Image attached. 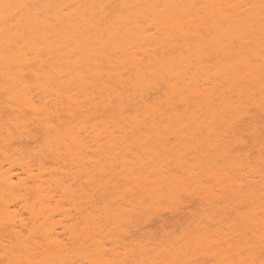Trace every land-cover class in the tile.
<instances>
[{
  "label": "bare ground",
  "instance_id": "6f19581e",
  "mask_svg": "<svg viewBox=\"0 0 264 264\" xmlns=\"http://www.w3.org/2000/svg\"><path fill=\"white\" fill-rule=\"evenodd\" d=\"M252 107L264 114V0H0V264H183L188 246L220 262L231 237L230 264H256L264 168L253 169L228 136L256 116ZM194 187L210 197L207 209L200 192L208 213L218 212L208 220L227 215L226 229L228 214L240 212L236 201L252 204L228 228L230 239L219 240L220 219V238L212 220L213 233L198 234L209 227L193 221L197 233L187 225L169 248L165 238L129 239L151 204L182 206Z\"/></svg>",
  "mask_w": 264,
  "mask_h": 264
},
{
  "label": "rangeland",
  "instance_id": "374dc122",
  "mask_svg": "<svg viewBox=\"0 0 264 264\" xmlns=\"http://www.w3.org/2000/svg\"><path fill=\"white\" fill-rule=\"evenodd\" d=\"M252 109H253V110H251V112H252V113H255L253 107H252ZM255 115H256V116H252V115L248 116V117L245 119V121H244L243 123L240 124L241 126L239 125V126H240V127H239L240 130H237L239 133H236V135L231 134V135H233V136H231V135L229 134L228 136H230V137H232V138H234V139L236 140L235 143H234V140H233V141L230 140V142H231V146H234V147H232V150L234 149V150H233L234 152H235V150H236V151L238 150L239 152L237 151V153H238V154L240 153V154H242V155H243V151H245L244 153H248L249 155H248V154H246V155L244 154V155L247 156V157L250 156V158H251L252 161H253V160L256 161V164H255V161H254V162L250 161V160H249L250 158L248 159L247 157L244 156V158H247V159L242 160L243 158H242V157H238L237 154L235 153L236 156H237L239 159L242 158L241 160H242V161H245V162H247L246 160H249L250 162H249V161H248V162H249V164L252 163L251 165H253V163H254L253 167H254V166H255V167H254L253 169H256V167H258V171H260L261 167L264 168V167H263V166H264V165H263L264 157H263V159L260 158V160H259V157H261L262 155H264V151H263V149H264V148H263V147H264L263 145H264V144H262V143H264V114L255 113ZM165 130H167V129H165ZM165 130H164V131H165ZM162 131H163V130H162ZM162 131H161V134L164 133V132L162 133ZM167 131H168V130H167ZM167 131H166V133H167ZM171 131H172L171 133H173L174 130H171ZM182 131H183V130H182ZM185 131L188 132L187 130H184V133H185ZM205 131H206V130H205ZM178 132H179V131H178ZM178 132H177V133H178ZM191 132H192V131H191ZM193 132H194V130H193ZM234 132H235V131H234ZM166 133H164V134H166ZM174 133H175V131H174ZM180 133H182V132H180ZM203 133H204L205 137H206V136L208 137V135H206L204 131H203ZM161 134H160V135H161ZM168 134H169V133H168ZM168 134H167V135H168ZM188 134H189V133H188ZM190 134H191V133H190ZM196 134H197V133H196ZM196 134H193V135L196 136ZM200 134H202V132H201ZM211 134H213V133H211ZM211 134H210V135H211ZM217 134H218V133H217ZM217 134H216V135H217ZM234 134H235V133H234ZM237 134H238L240 137H239ZM38 135H39V134H38ZM176 135H178V134H175V137H176ZM181 135H182V134H181ZM193 135L191 134V136H193ZM204 135H203V138H205ZM214 135H215V134H214ZM162 136H163V135H162ZM164 136H166V135H164ZM179 136H180V135H179ZM191 136H189V137H191ZM234 136H235V137H234ZM166 137H167V136H166ZM166 137H165V138H166ZM168 137H169V136H168ZM171 137H172V135H171ZM183 137L185 138V135H184ZM183 137H182V138H183ZM196 137H197V136H196ZM198 137H200V136H198ZM211 137H212V135H211ZM221 137H222V136H221ZM221 137H219V138H221ZM165 138H163V139H165ZM172 138H174V137H172ZM184 138H183V139H184ZM193 138H194V137H193ZM208 138L210 139V137H208ZM208 138H207V139H208ZM216 138H217V137H216ZM216 138H214V140H213V141H215V143H216V140H217ZM228 138H229V137H226V138H224V139H226V140L228 141ZM232 138H229V139H232ZM239 138H241V139H240L241 141L239 140ZM167 139H168V141H169V138H167ZM174 139H175V138H174ZM185 139H187V136H186ZM185 139H184V141H185ZM188 139H189V138H188ZM188 139H187L186 142H189ZM190 139H192V138H190ZM194 139H195V138H194ZM194 139H193V140H194ZM196 139H197V138H196ZM209 139H208V140H209ZM212 139H213V138H212ZM215 139H216V140H215ZM222 139H223V138H222ZM222 139H221V140H222ZM165 140H166V139H165ZM199 140H200V139H199ZM204 140H205V139H204ZM204 140L201 139V141H204ZM208 140H206V141H208ZM226 140H225V141H226ZM176 141L179 142V140H176ZM206 141H204V142H206ZM209 141H210V140H209ZM213 141H212V140L210 141V142H211V145H210V146H212V142H213ZM227 141H226V142H227ZM239 141H240V142H239ZM232 142H233L234 145L232 144ZM189 143H191V141H190ZM189 143H188V144H189ZM192 143H193V144H196V142H195V143L192 142ZM198 143H199V141H198ZM201 143H202V142H201ZM206 143H207V142H206ZM215 143H214V144H215ZM255 143H256V145H255ZM259 143L262 144V146H263V147H261V149L263 148L262 150L259 148L260 146L258 147V144H259ZM40 144H41V143H40L39 141H35V140H31L30 143H29V145H31L32 147H36V148H37L38 146H40ZM175 144H177V143H175ZM188 144H187V145H188ZM203 144H205V143H203ZM208 144H209V143H208ZM208 144H207V145H208ZM89 145H93V147H92V146H91V147H92V149L94 150V144H91V143H90V144H87L88 148L90 147ZM178 145H179V143H178ZM178 145H177V146H178ZM180 145H181V147H180V151H182L181 153H184V152H183V151H184V150H183L184 146L182 147V144H180ZM180 145H179V146H180ZM183 145H185V144H183ZM190 145H192V144H190ZM198 145H199V144H198ZM95 146H97V145H95ZM199 146H200V145H199ZM201 146H204V147H205L206 145H202V144H201ZM187 147H188V146H187ZM204 147L201 149V150L203 151V153H202V151H201V154H202L203 157L201 156V154H199L200 157H201L203 160H204V155L207 154V153H206L207 151H204V150H203ZM90 149H91V148H90ZM181 149H182V150H181ZM199 149H200V148H199ZM205 149H206V147H205ZM88 150H89V149H88ZM88 150H87V151L85 150L84 152H89V151H90L91 153L93 152V151H91V150H89V151H88ZM242 150H243V151H242ZM233 151H231V154H232ZM84 152H83V153H84ZM190 152H192V151L190 150ZM241 152H242V153H241ZM83 153H82V154H83ZM91 153H90V154H91ZM98 153H100V152H98ZM175 153H176V152H175ZM198 153H200V151H199ZM96 154H97V153H95V154L92 155V156L95 157ZM167 154H168V153H167ZM172 154H173V153H171V155H172ZM190 154L192 155L193 153H190ZM190 154H189V155H190ZM231 154H230V155H231ZM83 155H85V154H83ZM88 155H89V154H88ZM191 155H190V156H191ZM193 155H195V152H194ZM220 155H221V154H220ZM166 156H167V155H166ZM168 156H170V154H169ZM172 156L176 157L175 154L172 155ZM179 156H182V155H179ZM231 156H232V155H231ZM239 156H240V155H239ZM86 157H87V156H86ZM90 157H91V155H90ZM98 157H100V156L98 155ZM191 157H192V156H191ZM217 157H218V156H217ZM222 157H223V156H222ZM222 157H221V158H222ZM224 157H225V156H224ZM232 157H233V156H232ZM84 158H85V156H84ZM161 158H162V157H161ZM161 158H160V159H161ZM164 158H165V157H164ZM187 158L189 159V157H187ZM187 158H186V159H187ZM207 158H208V157H207ZM212 158H213V156H212ZM234 158H235V157H234ZM234 158H233V159H234ZM238 158H237V159H238ZM167 159H168V158H167ZM171 159H172V158H171ZM173 159H174V158H173ZM173 159H172V160H173ZM178 159H179V158L176 159V162H177ZM180 159H181V157H180ZM188 159H187V160H188ZM214 159H215V158H214ZM214 159H213V161L216 160V159H215V160H214ZM237 159H236V161H238ZM172 160H170L171 163H172ZM174 160H175V159H174ZM184 160H185V159H184ZM209 160H210V159H207V160H206V161L208 162V164L213 165L214 163H213V164L210 163ZM211 160H212V159H211ZM218 160H219V159H218ZM218 160H217V161H218ZM220 160L222 161V159H220ZM223 160L225 161L224 158H223ZM241 160H239V162H240ZM156 161H157V160H156ZM163 161H164V159H163ZM178 161H180V160H178ZM182 161H183V160H182ZM191 161H192V160L190 159V162H191ZM217 161H216V162H217ZM224 161H223V162H224ZM236 161L234 160V162H236ZM242 161H241V162H242ZM259 161L262 162V164H261ZM161 162H162V161H161ZM174 162H175V161H174ZM174 162H173V163H174ZM176 162H175V163H176ZM188 162H189V161H188ZM216 162H215V163H216ZM219 162H220V161H219ZM223 162H222V163H223ZM232 162H233V161H231V163H232ZM241 162H240V163H241ZM245 162H243V163H245ZM248 162H247V164H248ZM162 163H163V162H162ZM165 163H166V162H165ZM168 163H169V162H168ZM177 163H178V162H177ZM220 163H221V162H220ZM220 163H218V164L220 165ZM222 163H221V164H222ZM224 163H225V162H224ZM240 163H239V164H240ZM218 164L216 163L217 166H218ZM235 164H238V163H235ZM239 164H238V165H239ZM249 164H248V165H249ZM60 165H61V164H60ZM168 165H169V166L172 165V167H171L172 169L174 168L173 166H175V164H170V163H169ZM176 165H177V164H176ZM214 165H215V164H214ZM238 165H237V166H238ZM241 165H242V164H241ZM244 165H245V164H244ZM257 165H261V166H257ZM262 165H263V166H262ZM220 166H221V165H220ZM242 166H243V165H242ZM242 166H241V167H242ZM243 167H244V166H243ZM247 167H248V166H247ZM177 168H178V167H177ZM244 168H246V167H244ZM244 168H243V169H244ZM248 168H249V167H248ZM251 168H252V167H251ZM87 169H88V168H87ZM169 169H170V167H169ZM175 170H176V169H175ZM175 170H174V171H175ZM240 170H242V169H240ZM245 170H249V169L246 168ZM245 170H244V171L242 170V171L245 172ZM263 170H264V169H263ZM170 171H171V169H170ZM242 171H241V172H242ZM249 171H250V170H249ZM254 171H257V170H254ZM79 172H80V171H79ZM87 172H88V171H87ZM94 172H95V171H94ZM171 172H172V171H171ZM177 172H179V171L177 170ZM177 172H176V173H177ZM81 173H83V172H81ZM97 173H98V171H97ZM179 173H181V172H179ZM245 173H246V177H248L247 179L249 180L250 177L247 176V175H248L247 171H246ZM251 173H253V172H251ZM254 173H255V172H254ZM254 173H253L252 175H253V176L256 175V176L253 177V178L251 177L252 180H251V179H250V180L252 181L253 185H257V186L259 187L258 183H259V179H260V178L257 177V173H259V172H256L255 174H254ZM262 173H263V172H260V175H261ZM87 174H89V172H88ZM87 174H86V175H87ZM98 174H101V173L99 172ZM263 174H264V173H263ZM79 175H80V174H79ZM90 175H91V174H90ZM243 175H245V174L243 173ZM249 175H251V174L249 173ZM252 175H251V176H252ZM258 175H259V174H258ZM82 176L84 177V175H82ZM87 176H88V175H87ZM93 176H94V174H93ZM99 176H101V175H99ZM90 177H91V176H90ZM96 177H97V176H95V178H96ZM102 177H103V175H102ZM242 177H245V176H242ZM95 178H94V179H95ZM99 178H101V177H99ZM257 178H258V179H257ZM85 179H86V177H85ZM85 179H84V180H85ZM243 179H244V180H247V179H245V178H243ZM77 180H78V179H77ZM81 180H83V178H82ZM81 180H80V181H81ZM84 180H83V182H85ZM95 180H96V179H95ZM253 180H254V181H253ZM257 180H258V182H256ZM75 181H76V180H75ZM87 181H88V180H87ZM90 181H91V179H90ZM102 181H103V179H102ZM102 181H101V182H102ZM251 181H250V182H251ZM70 182H71V181H70ZM255 182H256V183H255ZM73 183H76V185H77V181H76V182H73ZM81 183H82V182H81ZM211 183H214V182H213L212 180L209 179L208 184L210 185ZM79 184H80V182H79ZM79 184H78L77 187H80ZM82 184H83V183H82ZM84 184H85V183H84ZM84 184H83V185H84ZM88 184H89V181H88ZM99 184H100V182H99V183L97 182V183H96V186H100ZM72 185H73V184H72ZM212 185H213V184H211L210 186L212 187ZM214 185H215V184H214ZM214 185H213V186H214ZM74 186H75V185H74ZM85 186L88 187V188H90L89 185L87 186V185L85 184ZM85 186H84V187H85ZM81 187L83 188L82 185H81ZM86 187H85V188H86ZM92 187H93V186H92ZM100 187H101V186H100ZM88 188H86V189L88 190ZM216 188H217V187H216ZM216 188H215V189H216ZM86 189H85V190H86ZM90 189H91V188H90ZM93 189H94V188H93ZM95 189H96V188H95ZM98 189H99V188H98ZM98 189H97V190H98ZM100 189H102V188H100ZM100 189H99V190H100ZM194 189L196 190V192H195L196 195H195V196H193L194 191H193L192 189H191V190H192V193L189 192V193H191V195L189 194V196H185V197L183 196L184 194H183V195L181 194L182 196L180 195L181 197H184L183 199H182L181 197H179V199L181 198V201L183 200V201H182V203H183L182 206H178V207H176L177 205L175 204V201H174V204L171 203V201H172L173 199H171V201H170V199H169L168 201H170V202H168L167 199L164 200V201L166 202V204H165L163 201H162V203H164V204H162L161 201H160V203L162 204V205L160 204V205L162 206V208H160V207H159V208H160L161 210H160L158 207H154L155 209L153 208V206H157V205H159L158 202H156L157 205H155V204L152 205V204H151V206H152V208H151L152 210L150 209V210H151V213H150V211H149V212L147 211V213L150 215V217H149L148 215H147L148 218H146V219H145L146 216H145L144 218L142 217V218H143L142 223H141V222H138V223H139L138 226H139L140 229H138V227H137L136 231H135V230H134V231H130L129 239L131 240V238H132L131 241H133L134 239L138 238L137 240L140 239V240H139V241H140L139 243L142 244V243H145V241L148 242V240H149V239L151 240L153 237H154V238L157 237V238H156V239H157V241H156L157 243H158V241H161V242H164V241H165L164 243H165V245H167V246H165V247H166V248H169L168 243H166V241H168V238L170 239V237H172V242H173V244H174V241H173V240H177V238H175V237H178V238H180V239L182 240L183 238H181L180 236L186 234V233L184 232V230H187L186 228H189V227L191 226V223H193V221H195L194 223H196V221H197V222L199 221L197 224H195L196 226L198 225V227H202V225H203L204 223H205V224L203 225V227H209V228H203V227H202L203 229H200V231L198 232V234H200V232H202L204 229H208V230H209L210 228H212V225L214 224V227H213L214 230H213V231H214V232H218V233H216V234H217L216 237L218 236V234H219V236H220L221 233H222V234H223L222 236L225 235L224 237L221 236V237L223 238V240H224L225 237H226L227 239H228V238L230 239V236H232V235L234 234L233 231L230 233V231L232 230V228H231L232 225H233L232 223L236 224V221H235V222H233V221H234L236 218H237V219H241V217H243V216H241L240 212L242 213V211L244 212V210H245L244 214H245V213H248V212H249V209H251L252 204L249 203V202H247V201H246V203H244L245 200H243L242 198H240L241 200H239L240 203L236 201L235 204H234V206H237V210H238V208H239L240 212H239L238 214H240L241 217L238 218L239 215L236 214L235 212H233V211H231V210L229 209L231 212L228 210V212H230V216H229V214H228L227 219L229 220V222H227V221H228L227 219H226L227 221L225 220V221L227 222V224H229L228 227H227V229H226V228H225V224H226V223H224V218H225L227 215H226L224 218L220 216V217L222 218V220H221L220 218H217V217H213V219L210 218V219L208 220L207 218H209L210 216L206 217V214L209 212V210H207V209H209V207H212L211 203H209V202H210V197H208L207 194L203 191V192L205 193V194H204V193L202 192L201 189H199V188H197V187H194ZM215 189L213 188V190H215ZM77 190H78V189H77ZM85 190H83L82 192H83V193H86L87 191L85 192ZM102 190H103V189H102ZM199 190H200V191H199ZM88 191H93V190H88ZM100 191H101V190H100ZM103 191H104V190H103ZM106 191H107V190H106ZM82 192H80V193L82 194ZM109 192H110V191H109ZM200 192H201L202 195L207 196V199L209 198V200H208V204H210L211 206L208 205V208H207V209H205V207L207 206V205L204 203L205 201L203 202L204 198H203V200H201L202 198L200 199V196H201V195H200ZM78 193H79V192H78ZM95 193H96V192H95ZM97 193H98V191H97ZM100 193H101V192H100ZM100 193H99V194H100ZM102 193H103V192H102ZM81 194H80V195H81ZM91 194L93 195L94 193L91 192ZM99 194H98V195H99ZM103 194H104V193H103ZM82 195H84V194H82ZM82 195H81V199H82ZM85 195H86V194H85ZM85 195H84V196H85ZM87 195H90V194L87 193ZM92 195H90V196H92ZM107 195L110 196L108 193H107ZM107 195H106V197H107ZM185 195H188V194H185ZM199 195H200V196H199ZM94 196H96V194H95ZM100 196H102V195H100ZM100 196H99V197H100ZM86 197H87V196H86ZM88 197H89V196H88ZM203 197H204V196H203ZM79 198H80V197H79ZM83 198H85V197H83ZM92 198L95 199V197H92ZM96 198H97V196H96ZM104 198H105V197H104ZM77 199H78V198H77ZM94 199H93V200H94ZM97 199H98V198H97ZM102 199H103V197H102ZM211 199H212V198H211ZM233 199H234V198H233ZM83 200H84V202H85V199H83ZM83 200H82V201L79 200L80 203H81V206H82V204H84V203H82ZM89 200H90V197H89ZM213 200H214V199H213ZM94 201H95V200H94ZM96 201H98V200H96ZM102 201H103V200H102ZM102 201L99 200L98 203L101 204ZM167 202H168V204H167ZM172 202H173V201H172ZM211 202H212V201H211ZM242 202H243V203H242ZM90 203H91V201H90ZM93 203H95V202H93ZM93 203H92V204H93ZM98 203H95V204L98 205ZM213 203H214V201H213ZM248 203H249V204H248ZM85 204H86V203H85ZM88 204H89V203H88ZM88 204H87V206H88ZM169 204H171V206H172V204H173V205H175L176 208H179V207H180V208H179L178 211H177V210L175 209L174 206H173V207H174V208H173V207H171ZM67 205H68V204H65V206H67ZM89 205H90V204H89ZM160 205H159V206H160ZM163 205H164V206H163ZM205 205H206V206H205ZM85 206H86V205H85ZM87 206H86V207H87ZM94 206H95V205H94ZM100 206H101V205H100ZM204 206H205V207H204ZM86 207H85V208H86ZM170 207H171V208H170ZM76 208H77V207H76ZM85 208H84V210H87V208H86V209H85ZM88 208H89V206H88ZM145 208H147V207H145ZM215 208H216V207H214V209H215ZM235 208H236V207H235ZM70 209H71V208H70ZM82 209H83V208H82ZM89 209H90V208H89ZM148 209H149V207H148ZM158 209H159V211H157ZM173 209H175V210L173 211ZM210 209H211V208H210ZM71 210L74 211L73 207H72ZM145 210H146V209H145ZM153 210H155V212H154ZM235 210H236V209H235ZM241 210H242V211H241ZM88 211H89V210H88ZM143 211H144V210H143ZM215 211H216V210H215ZM153 212H154V213H153ZM228 212H226L225 214H227ZM232 212H233V213H232ZM70 213H73V212H70ZM74 213H75V212H74ZM74 213H73V214H74ZM147 213H146V214H147ZM234 213H235V214H234ZM141 214H143V213H141ZM208 214H209V213H208ZM208 214H207V215H208ZM210 214H211V216H215V215L217 216L218 212H217V213L214 212V214H213V211H212V212L210 211ZM210 214H209V215H210ZM212 214H213V215H212ZM233 214H234V215H233ZM75 215H76V213H75ZM144 215H145V213H144ZM144 215H143V216H144ZM235 215H237V216H235ZM139 216L141 217L142 215H139ZM140 217L138 218V216H137V218L139 219L138 221H140ZM218 217H219V216H218ZM142 218H141V219H142ZM216 218H217V219H216ZM218 219H220L221 222L224 223V226L221 225V226H220V229H219L218 227L215 226V225L218 226V223L220 222V220H218ZM237 219H236V220H237ZM207 220H208V222H211V224L207 223V222H206ZM212 220H213L214 222H213ZM135 221H137L136 218H135ZM201 221H204V222H201ZM231 221H232V222H231ZM212 222H213V224H212ZM215 222H217V224H216ZM134 223H135V222H134ZM202 223H203V224H202ZM230 223H231V224H230ZM237 223H239V221H237ZM135 224H136V223H135ZM189 224H190V225H189ZM199 224H200V225L202 224V225L199 226ZM220 224H221V223H220ZM187 225H189V227H188ZM192 225H193L194 227L191 226V227L189 228L190 231L192 230V229H191L192 227H193V229L196 227L194 224H192ZM208 225H211V226H208ZM242 225H243V226H242ZM140 226H141V227H140ZM229 226H230V227H229ZM237 226H238V228H240V227L242 226L240 229H241V231H244V230H245V229H243V227H244V220H241L240 223L237 224ZM237 226L234 225V228L237 229ZM135 227H136V226H135ZM185 227H186V228H185ZM222 227H224V228H222ZM215 228H216V229H219V231H221V230L224 229L223 231L226 232L227 234H226V233L224 234L223 231H222L221 233H220L218 230L215 231V230H216ZM221 228H222V229H221ZM228 228H231V230H230V229L228 230ZM244 228H245V227H244ZM134 229H135V228H134ZM196 229H197V228H195L194 232H196ZM225 229H226V230H225ZM242 229H243V230H242ZM137 230H138V231H137ZM227 230H228L229 232H228ZM233 230H234V229H233ZM182 231L184 232V234L182 233ZM197 231H198V229H197ZM210 231H212V230L210 229ZM210 231H209V232H210ZM213 231H212V233H213ZM234 231H235V230H234ZM128 232H129V231H128ZM128 232H127V233H128ZM194 232L192 231L191 233H194ZM196 233H197V232H196ZM194 234H195V233H194ZM230 234H231V235H230ZM213 235H215V234H213ZM227 235H228L229 237H228ZM249 235H250V234H249ZM125 236H126V240H125V239H123V240H125V242L128 240V241L126 242V243H128L130 240L127 238V235H125ZM219 236H218V237H219ZM234 236H235V235H234ZM147 237H148V239H147ZM150 237H152V238H150ZM166 237H167V238H166ZM182 237H186V236H182ZM216 237H214V238H216ZM123 238H125V237L123 236ZM133 238H134V239H133ZM143 238H144V239H143ZM163 238H165V239H163ZM173 238H174V239H173ZM190 238H192L191 235H190V237H188V239H190ZM219 238H220V237H219ZM219 238H217V240H218ZM222 238H220L219 240L222 241V242H226V241H227V240H226V241H225V240L223 241ZM231 238H232V240H234V237H231ZM145 239H147V240H145ZM156 239H155V240H156ZM158 239H159V240H158ZM162 239H163L164 241H163ZM166 239H167V240H166ZM143 240H144V242H143ZM152 240H153V239H152ZM155 240H154V242H155ZM183 240H184V239H183ZM232 240H231V239L228 240L229 243H230V241H231L230 245L227 243L228 241L226 242L227 244H226V243H222V242H220V243H222V245H221V246H222V247H221L222 249H224L225 247H227V248L224 249V251H226L227 253L223 254L224 252L221 251V253L223 252V253H222L223 255H226V256H224L226 261H224L223 258H222L223 261L221 260L224 264H230V260H229V259H231V261H232V258H234L233 255H235V253L237 252V250L235 251V250L233 249V248H235V246H236V245H235L236 242L234 243V242H232ZM131 241H130V243H131ZM177 241H180V240H177ZM187 241H188V240H187ZM234 241H236V240H234ZM134 242H135V241H133V243H134ZM136 242H137V241H136ZM141 242H142V243H141ZM152 242H153V241H152ZM152 242L150 241V243H152ZM168 242H169V241H168ZM251 242H252V241H251ZM106 243H108V241H107ZM175 243H176V242H175ZM183 243H184V242H183ZM146 244H148V243H146ZM169 244H170V243H169ZM223 244H225V247H224V248H223ZM232 244H233V245H232ZM162 245H163V244H162ZM170 245H171V244H170ZM174 245H177V244H174ZM227 245H228V246H227ZM231 245H232V246H231ZM243 245H244V243H242V246H243ZM251 245H252V243H251ZM255 245H256V243H255ZM171 246H172V245H171ZM249 246H250V245H249ZM252 246H253V245H252ZM163 247H164V246H163ZM192 247H193V248H192ZM192 247L189 248V246H188V247H186V249H184V248L182 247V248L184 249V250H183V249H182V250H183L184 255L188 253V254H187L188 256H189V254H190V257H191V256H194V259H195V257H196V258H197V259H196V262H195V260L193 259V257H191V258H192L194 261H193L190 257H188V256H186V255H185V257H184V255H183L184 258L188 257V259H189V258L191 259V260H188V259H187L188 262H186V260H184L185 263H183V261H182L183 257L181 256V254H182V253H181V254H180V256L182 257V259H181V261H180L181 263H183V264H187V263H190L189 261H193V262H192L193 264H219V263L221 262V261H220V262H219V261L216 262V259H214V258L212 257V255L216 254V253H213L214 251L210 252L209 254H211V255L209 256V254H206V255H205V253L203 254V253H202L203 251H201V252H200L199 250L196 251V249L194 248L195 246H192ZM219 247H220V246H219ZM230 247H231V248H230ZM245 247H247V245H245L243 248H245ZM170 248H171V247H170ZM187 248H188V249H191V251H188ZM228 248H229V249H228ZM236 248H237V247H236ZM253 248H254V247H253ZM251 249H252V248H251ZM259 249H260V248H258V249L255 248V250H253V251H255L254 253L257 252L256 255H254V257H253L252 254H251V255H252V257H253L254 259L257 257L256 260H255L256 264H257V263H258V264H261L260 262H262V264H263V263H264V249H262V248H261L260 250H259ZM192 250H195V251H192ZM227 250H228V251H227ZM258 250H259V251H258ZM262 250H263V251H262ZM253 251H251V252H253ZM261 251H262V253H261ZM185 252H187V253H185ZM191 252H193V253H194V252H195V253L197 252V253H196V255H195V254H193V253H191ZM232 252H233V253H232ZM212 253H213V254H212ZM254 253H253V254H254ZM230 254H231V255H230ZM258 254H259V255H258ZM218 255H219V254H218ZM218 255H217V257H218ZM255 256H256V257H255ZM220 257H221V255H220ZM245 257H246V256H245ZM252 257H251L250 259H252ZM227 259H228V260H227ZM254 259H253V260H254ZM85 262H86V261H85ZM85 262L82 261L81 263L84 264ZM197 262H198V263H197ZM215 262H216V263H215ZM255 262H254V263H255ZM85 264H86V263H85ZM190 264H191V263H190Z\"/></svg>",
  "mask_w": 264,
  "mask_h": 264
}]
</instances>
